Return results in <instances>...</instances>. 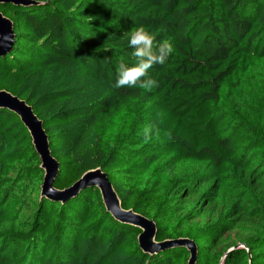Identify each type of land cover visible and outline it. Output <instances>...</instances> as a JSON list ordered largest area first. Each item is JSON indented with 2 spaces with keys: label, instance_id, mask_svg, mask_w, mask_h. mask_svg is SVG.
<instances>
[{
  "label": "trees",
  "instance_id": "16d2710c",
  "mask_svg": "<svg viewBox=\"0 0 264 264\" xmlns=\"http://www.w3.org/2000/svg\"><path fill=\"white\" fill-rule=\"evenodd\" d=\"M0 12L14 31L0 89L43 122L56 189L100 167L157 242L192 240L195 264H264V0H29ZM141 25L173 51L149 70L151 91L115 88L118 63L135 62L123 34ZM40 165L18 115L0 108V264H187L183 246L144 253L141 230L95 187L41 196Z\"/></svg>",
  "mask_w": 264,
  "mask_h": 264
},
{
  "label": "water",
  "instance_id": "95a60500",
  "mask_svg": "<svg viewBox=\"0 0 264 264\" xmlns=\"http://www.w3.org/2000/svg\"><path fill=\"white\" fill-rule=\"evenodd\" d=\"M12 3L15 5L28 4L29 0H0V3ZM14 43V31L12 21L0 12V55L10 51ZM0 108L12 111L20 118L24 127L29 132L33 146L41 160V168L44 170L40 195L56 201L65 200L76 195L85 187H95L100 191L105 209L114 219L120 222L130 223L138 227L141 232L138 235V244L144 253H155L171 246H183L189 249L190 257L187 264H195L196 246L188 238L155 240L156 228L152 219H149L132 209H124L115 192L108 175L100 167L91 169L71 186L58 190L54 187V181L58 177L59 164L52 156L48 136L43 128V122L34 113L32 107L24 100L12 93L0 89Z\"/></svg>",
  "mask_w": 264,
  "mask_h": 264
},
{
  "label": "clouds",
  "instance_id": "9594fccd",
  "mask_svg": "<svg viewBox=\"0 0 264 264\" xmlns=\"http://www.w3.org/2000/svg\"><path fill=\"white\" fill-rule=\"evenodd\" d=\"M132 49L134 63L129 65L121 60L117 66L115 88L130 87L151 91L158 86L155 79L149 77V70L156 64H164L168 55L173 51V45L164 40L157 43L156 37L144 26L134 27L123 34ZM151 128L145 129V138Z\"/></svg>",
  "mask_w": 264,
  "mask_h": 264
},
{
  "label": "rangeland",
  "instance_id": "374dc122",
  "mask_svg": "<svg viewBox=\"0 0 264 264\" xmlns=\"http://www.w3.org/2000/svg\"><path fill=\"white\" fill-rule=\"evenodd\" d=\"M242 245V244H241Z\"/></svg>",
  "mask_w": 264,
  "mask_h": 264
}]
</instances>
